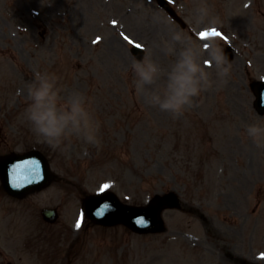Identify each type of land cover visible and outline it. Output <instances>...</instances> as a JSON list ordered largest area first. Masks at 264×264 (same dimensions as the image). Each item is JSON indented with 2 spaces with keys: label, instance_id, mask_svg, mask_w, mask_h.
Wrapping results in <instances>:
<instances>
[{
  "label": "rangeland",
  "instance_id": "374dc122",
  "mask_svg": "<svg viewBox=\"0 0 264 264\" xmlns=\"http://www.w3.org/2000/svg\"><path fill=\"white\" fill-rule=\"evenodd\" d=\"M170 1L188 29L156 0H0V153L39 147L72 183L90 193L107 185L127 202L176 193L181 207L163 212L165 232L92 229L117 235L122 264H264V147L246 131L264 126L249 87L264 77V0ZM201 4L209 15L197 25ZM211 29L224 53L233 47L227 82L205 47L201 62L213 83L191 108L173 118L146 104L133 83L131 63L140 59L131 45L143 44L144 58L167 69L181 49L173 32L201 46L214 41L200 36ZM37 71L57 78L62 98L86 97L96 143L73 136L53 149L34 133L26 109Z\"/></svg>",
  "mask_w": 264,
  "mask_h": 264
},
{
  "label": "clouds",
  "instance_id": "9594fccd",
  "mask_svg": "<svg viewBox=\"0 0 264 264\" xmlns=\"http://www.w3.org/2000/svg\"><path fill=\"white\" fill-rule=\"evenodd\" d=\"M208 15L207 4H201L196 9V24H203ZM171 40L180 44L181 49L169 68L163 69L146 56L143 60H133L131 71L134 86L145 103L177 118L192 107L195 98L212 86L210 73L201 62L205 45L208 49L207 63L215 69L222 83L227 82L224 78L230 74L232 65L217 41L195 46L180 32H173ZM161 80L163 83H158ZM60 91L54 75L35 72L34 82L27 89L30 105L26 109L27 120L34 133L53 149L73 136L89 144L96 143L93 116L86 97L73 92L62 98ZM246 131L257 147H264V126L251 124Z\"/></svg>",
  "mask_w": 264,
  "mask_h": 264
},
{
  "label": "flooded vegetation",
  "instance_id": "af4514ba",
  "mask_svg": "<svg viewBox=\"0 0 264 264\" xmlns=\"http://www.w3.org/2000/svg\"><path fill=\"white\" fill-rule=\"evenodd\" d=\"M1 198V195H0ZM14 204L11 205L10 201L8 203H3L0 201V220L2 217H9L11 214L15 216H21L27 211V207L25 203H21L19 200H14ZM2 214V216H1ZM87 231L84 232L82 238L79 237V234L70 237H51L49 234H46L45 239L38 238L39 248L37 250V254L42 256L43 252H45V256L53 262L59 254H54L53 250H60L63 253L61 256V264H73L76 261L85 262L87 258V254L89 252V240L87 239ZM33 235V233L26 234V239L28 236ZM61 242H68V248L65 246H60L57 244L56 240ZM78 246H81L78 248ZM31 255L38 258V255L33 250V248L29 249ZM26 248L18 247L17 251H13L10 248V237L6 233H1L0 231V264H21L23 261V256L26 255ZM119 261V255L115 254L114 262L117 263Z\"/></svg>",
  "mask_w": 264,
  "mask_h": 264
},
{
  "label": "water",
  "instance_id": "95a60500",
  "mask_svg": "<svg viewBox=\"0 0 264 264\" xmlns=\"http://www.w3.org/2000/svg\"><path fill=\"white\" fill-rule=\"evenodd\" d=\"M161 4L167 6V3L164 0H160ZM259 104L261 110L264 111V83L262 84V93L259 97ZM13 163L16 160L12 161ZM7 163V159H0L1 168H4V165ZM12 163V164H13ZM4 174V172H2ZM6 178L5 175L3 176ZM111 195H97L94 198H89L86 202V207L89 209L91 205L95 202H104L106 204V209L110 207L113 208V205L116 204V211L118 213L117 220H123L129 223L132 227L139 231H148V230H158L161 228V221L159 218L160 209L165 206V199L169 200V197L166 198H157L152 204L147 208H126L115 201L110 199ZM170 205H175L171 203ZM97 220H103L104 216H98ZM110 222V221H109Z\"/></svg>",
  "mask_w": 264,
  "mask_h": 264
},
{
  "label": "snow or ice",
  "instance_id": "6c2138e0",
  "mask_svg": "<svg viewBox=\"0 0 264 264\" xmlns=\"http://www.w3.org/2000/svg\"><path fill=\"white\" fill-rule=\"evenodd\" d=\"M220 35H221V33L218 32L216 29H211L210 31L202 32L200 34L202 39L207 38V37H219ZM125 39H127V37H125ZM136 47L140 48L141 45L137 44ZM205 47H207V45H205ZM24 167L26 169H28L29 172L34 171V168L32 167V165H27L26 164V165H24ZM104 187L107 188L108 186L105 185ZM80 226H81V223L78 221L77 224H76V227L79 228Z\"/></svg>",
  "mask_w": 264,
  "mask_h": 264
}]
</instances>
